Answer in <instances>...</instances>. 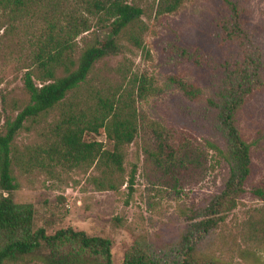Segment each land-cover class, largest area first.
<instances>
[{"label": "rangeland", "instance_id": "obj_1", "mask_svg": "<svg viewBox=\"0 0 264 264\" xmlns=\"http://www.w3.org/2000/svg\"><path fill=\"white\" fill-rule=\"evenodd\" d=\"M86 1L36 0L29 7L0 9V132L4 119L13 118L26 102L25 72L39 86L38 64L55 46L65 45L75 60L96 39L106 37L108 29L97 22L95 10ZM238 1L248 26L261 29L257 45L264 53V0ZM128 2L142 11L146 26L142 47H133L125 36H119L118 51L97 61L86 82L68 93L63 104L35 123H25L11 143V175L16 186L12 198L18 206H32L33 230L42 228L51 235L69 228L107 239L111 264H123L136 246L154 264H180L174 245L187 211L216 191L224 171L204 144L222 139L214 112L199 101L185 100L168 80L195 83L208 96L219 72L211 64L194 68L171 49L197 48L219 59L221 37L214 19L220 7L216 0H185L174 13L156 16L157 0ZM83 24L87 30L74 36L73 31L82 30ZM140 85L144 91L138 94ZM112 97L119 102L125 99L135 115L136 133L124 147L122 171L116 173L90 161L73 165L50 161L48 149L56 144L55 125L62 115L69 110L90 118L98 99ZM241 126L247 140L254 143L250 181L264 183V95L247 106ZM82 139L111 149L103 134L85 133ZM158 143L172 149H196L201 159L194 168L186 163L178 166L169 177L148 156L156 152ZM108 184L114 189L109 190ZM44 253L40 250L2 264H44ZM194 254L203 264H264V201L246 193L223 222L197 243Z\"/></svg>", "mask_w": 264, "mask_h": 264}, {"label": "trees", "instance_id": "obj_2", "mask_svg": "<svg viewBox=\"0 0 264 264\" xmlns=\"http://www.w3.org/2000/svg\"><path fill=\"white\" fill-rule=\"evenodd\" d=\"M36 0H0V9L12 7L14 10L34 4ZM129 0H87L95 10L97 22L108 29L106 37L96 39L74 60L67 54L65 45L55 46L38 64L40 82L36 86L31 73L22 77V90L26 102L13 118H5L0 132V264L16 261L24 256L44 251V264H111L110 242L101 237H88L83 232L69 228L56 230L47 235L42 228L33 230V209L30 204L21 206L13 202L16 189L11 175V143L15 135L25 129V123H35L40 117L63 104L65 97L86 82L94 64L102 58L118 51L117 38L125 36L136 48L142 47V35L146 26L141 20L142 11ZM185 0H157L155 15L174 13ZM220 12L214 19L222 48L219 59L199 49L172 46L171 52L181 57L194 68L213 66L219 72L212 84L213 91L204 95L195 83H187L178 78L168 80L177 86L181 96L189 102H200L214 112L218 123L221 142L205 141L206 148L213 152L222 165L221 184L187 212L185 226L180 230L176 253L180 264H203L194 254L197 243L211 230L223 222L237 202L246 194L264 201V183L253 184L251 177V151L253 141L247 140L241 126V115L257 97L264 95V53L257 45L260 28L248 26L244 9L238 0H216ZM87 30L73 31L76 36ZM262 31L264 32L263 28ZM61 47V48H60ZM39 58V57H38ZM209 62V63H207ZM57 71L60 75L56 76ZM144 91L138 87V94ZM125 99H98L97 109L90 118L80 113H64L55 125L56 144L48 150V159L58 164H78L85 161L95 163L116 173L122 171L124 147L129 145L136 133L133 124L135 115ZM69 108V106H68ZM104 135L111 143L110 150H104L101 143L84 142L83 134ZM164 148V150L162 149ZM156 152L148 156L158 167L163 166L171 177L175 168L186 163L196 167L201 154L199 151L172 149L170 145L158 143ZM165 152L164 156H162ZM181 154L178 156V154ZM186 170V169H184ZM134 169L127 179L130 192L133 185ZM176 174V172H175ZM109 190L114 187L107 185ZM123 264H154L139 247H132Z\"/></svg>", "mask_w": 264, "mask_h": 264}]
</instances>
